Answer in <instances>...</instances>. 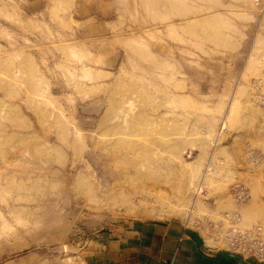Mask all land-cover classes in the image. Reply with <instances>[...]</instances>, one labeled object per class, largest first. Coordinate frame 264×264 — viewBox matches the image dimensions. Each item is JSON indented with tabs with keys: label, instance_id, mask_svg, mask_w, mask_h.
Returning <instances> with one entry per match:
<instances>
[{
	"label": "rangeland",
	"instance_id": "1",
	"mask_svg": "<svg viewBox=\"0 0 264 264\" xmlns=\"http://www.w3.org/2000/svg\"><path fill=\"white\" fill-rule=\"evenodd\" d=\"M256 12L252 0H0V264L240 256L188 214L233 208L238 172L243 220L264 222ZM219 155L224 186L211 177L196 194ZM134 223L159 243L125 236ZM114 238L135 243L112 251Z\"/></svg>",
	"mask_w": 264,
	"mask_h": 264
},
{
	"label": "built area",
	"instance_id": "2",
	"mask_svg": "<svg viewBox=\"0 0 264 264\" xmlns=\"http://www.w3.org/2000/svg\"><path fill=\"white\" fill-rule=\"evenodd\" d=\"M256 6L258 29H264V0H252ZM251 99L254 103L264 106V84L255 80ZM252 156V160H256ZM216 166V167H215ZM225 166V157L219 155L215 163L207 162L195 186L196 194H206L210 188L208 180L215 178V186L222 189L225 182L220 178V169ZM237 171V170H236ZM235 171V172H236ZM235 206L221 211L216 217L200 221L195 214L189 212L188 217L197 225H202L210 240L225 243L226 249L242 256L246 264H259L264 261V222L247 223L243 220L240 205L248 199L245 182L238 172L226 183L225 188ZM196 209V204L192 205Z\"/></svg>",
	"mask_w": 264,
	"mask_h": 264
},
{
	"label": "crops",
	"instance_id": "3",
	"mask_svg": "<svg viewBox=\"0 0 264 264\" xmlns=\"http://www.w3.org/2000/svg\"><path fill=\"white\" fill-rule=\"evenodd\" d=\"M264 113V112H263ZM128 232L125 234V236H137L138 238L141 239L140 243L142 244H150L151 242L154 244L159 243L161 233L159 232V228L156 226H148L144 224H139V223H134L132 224L128 229H126ZM151 232V233H149ZM146 236H151L147 239ZM122 239V238H121ZM112 239V245L111 250H116V247H128L132 246L135 241L130 240V239ZM139 241V240H138ZM111 243V241H110ZM104 254L103 252H95L94 257L100 258ZM194 255V253H193ZM199 258V263L200 264H246L243 260L242 257L235 255V254H230V253H219L216 255H211L210 257H198ZM138 260L139 264H159V260L148 253L145 252H138ZM259 264H264V261L259 263Z\"/></svg>",
	"mask_w": 264,
	"mask_h": 264
},
{
	"label": "trees",
	"instance_id": "4",
	"mask_svg": "<svg viewBox=\"0 0 264 264\" xmlns=\"http://www.w3.org/2000/svg\"><path fill=\"white\" fill-rule=\"evenodd\" d=\"M67 243L73 247L77 246V242L75 240H69Z\"/></svg>",
	"mask_w": 264,
	"mask_h": 264
}]
</instances>
